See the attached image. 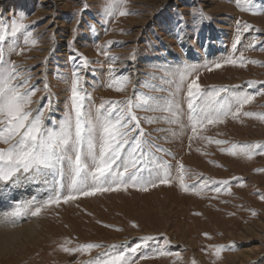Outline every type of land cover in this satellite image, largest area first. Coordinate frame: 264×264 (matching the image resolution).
I'll return each mask as SVG.
<instances>
[{"label":"rangeland","instance_id":"rangeland-1","mask_svg":"<svg viewBox=\"0 0 264 264\" xmlns=\"http://www.w3.org/2000/svg\"><path fill=\"white\" fill-rule=\"evenodd\" d=\"M240 2L244 6V0ZM104 3L0 0V22L8 25L9 31L11 21L23 14L27 28L15 37H6L8 42L16 41V51L7 59L23 66L31 77L30 84L36 89L31 107L44 112L47 126L56 127L70 105L71 74L82 63L77 54L90 61L87 69L81 67V75L83 89L91 94L87 103L94 107L102 100L134 99L142 93L168 98L184 65H197L189 70V79L198 78L203 89L236 85L239 91L264 92L260 84H247L251 80L264 82V0H254V11L242 10L237 0H127L124 7L128 14L111 17L102 13ZM201 11L208 19L194 18L193 14ZM245 25L252 27L245 31ZM238 28L241 39L233 50ZM29 31L37 41L34 45L24 42ZM98 45L102 46L99 50ZM103 51L109 56L102 55ZM241 53L244 61L238 59ZM112 55L118 60L113 61ZM229 57L237 63H224ZM217 62L222 64L220 68L213 67ZM110 64L130 77L122 91L108 87ZM59 74L64 78H58ZM186 90L187 83L177 99L183 101ZM182 107L186 112V102ZM135 111L141 118L165 115ZM243 111L264 113V94L255 96ZM182 123L183 128L163 120H141L147 138L171 152L157 155L171 165L172 183L158 184L148 191L130 187L80 196L68 204L51 206L40 216L21 217L7 227L15 229L36 220L37 233L19 235L5 244L7 247L0 249V264H84L105 251L71 253L61 247L86 242L116 245L107 249L108 256L123 253L131 264H237L236 260L246 256L249 259L242 264H264V149H258L251 159L221 151L232 143H264V120L229 115L223 123L207 125L192 140L186 116ZM215 140L228 143L218 145ZM0 147L5 145L0 143ZM177 161L188 170L187 181L212 178L216 182L229 180V184L225 188L210 183L203 190L198 187V194L184 191L175 180ZM30 184L42 188V197L37 200L46 199L44 185ZM2 185L8 184L0 182ZM27 185L9 186L17 190ZM215 187L221 191H214ZM144 236L154 239L142 241ZM136 245H140L139 250L132 253L130 249ZM215 245H225L219 255Z\"/></svg>","mask_w":264,"mask_h":264},{"label":"snow or ice","instance_id":"snow-or-ice-1","mask_svg":"<svg viewBox=\"0 0 264 264\" xmlns=\"http://www.w3.org/2000/svg\"><path fill=\"white\" fill-rule=\"evenodd\" d=\"M126 3L127 0H105L102 13L108 17L117 14L127 15L128 10L124 7ZM237 5L244 11L256 9L254 0H244V6L237 0ZM193 15L194 18L199 16L201 20L208 19L202 11ZM239 24L240 21H237V25ZM250 27L252 26L245 25L244 30ZM26 28L23 14L19 20L11 21L10 31L8 25L0 22V143L5 145L0 147V182L11 186L40 183L46 188V199L37 200L33 196L31 199L18 200L10 211L0 215V224L14 225L21 217L40 216L51 206L68 204L80 196L127 190L130 187L148 191L149 187L172 183L171 165L157 155L160 152L171 155V152L147 138V133L141 127L142 119L148 123L163 120L183 128L185 125L182 121L186 116L187 126L192 132L190 140L199 136L200 131L207 125L223 123L224 118L229 115L233 118L241 114L258 116L264 120V113L243 111L245 105H249L255 96L264 92L239 91L236 85L211 86L203 89L198 83V78L189 79V70H195L197 65H184L183 70L179 71V79L175 81V90L169 92L168 98L142 93L136 95L134 99L102 100L94 107L87 103L91 100V94L83 89L84 77L81 75V67L87 69L90 61L83 54H77L82 63L76 65L71 74L70 105L56 127L47 126L44 112L41 109L33 110L31 107L35 103L33 97L36 94L35 85L30 84L31 77L22 70L23 66L7 59V56L16 51L14 47L16 41L8 42L6 37H15ZM90 28L95 31L94 25ZM32 35L30 31L27 32L24 42L36 44L37 41ZM240 39L238 28L232 45L233 50ZM97 47L99 50L102 46ZM101 54L109 56L107 51ZM71 59L75 61L77 57ZM111 59L116 61L118 57L112 55ZM238 59L244 61L243 53ZM224 63L235 64L237 59L229 57ZM203 66H207V62ZM221 66L219 62L213 65L215 68ZM108 71L112 74L108 87L122 91L130 83V77L124 75L122 71L118 73L114 65L110 64ZM58 78L64 77L59 74ZM185 83L187 90L181 101L177 97ZM247 84L250 87L260 84L264 90V82L251 80ZM44 88L47 91L48 85L45 84ZM183 102H186V112L182 107ZM135 109L161 112L165 115L141 118ZM204 138L212 142L210 137ZM214 142L218 145L228 143L225 140ZM258 149H264V143H232L231 147L222 148L221 151L251 159ZM187 175L188 170L177 161L175 180L184 191L191 190L198 194V187L199 190H203L210 183H219L225 188L229 184V180L216 182L212 178L187 181ZM213 190L219 192L221 188L215 187ZM140 239L148 241L154 237L144 236ZM168 242L165 239V244ZM61 247L65 252L84 254H90L93 249H105L104 252L98 253L95 259L90 257L84 264H131V259L126 258L123 253L108 256L107 249L115 248L116 245L86 242L73 248L63 245ZM139 247L140 245H136L130 251L136 253ZM213 247L216 250L215 254L219 255L225 245Z\"/></svg>","mask_w":264,"mask_h":264},{"label":"bare ground","instance_id":"bare-ground-1","mask_svg":"<svg viewBox=\"0 0 264 264\" xmlns=\"http://www.w3.org/2000/svg\"><path fill=\"white\" fill-rule=\"evenodd\" d=\"M3 188L0 186V215L3 213L10 211L12 206L14 205L12 202L18 201V200H27L31 199L33 196L36 197V199H40L42 197L43 191L32 184L27 185L26 187H19L17 190L11 189L9 185H2ZM7 226H13V225H3L0 224V249H3L7 247V245L11 241H14L18 238L19 235L24 236H31L35 235L37 233V230L39 228V225L36 220H32L29 223H25L23 226L16 225L17 227L9 228ZM244 259L248 260V256H246ZM242 259L243 261H246ZM236 260L235 262L237 264H242L243 261Z\"/></svg>","mask_w":264,"mask_h":264}]
</instances>
